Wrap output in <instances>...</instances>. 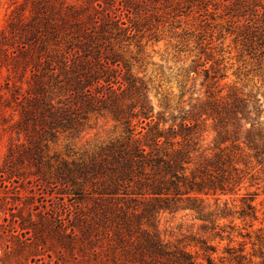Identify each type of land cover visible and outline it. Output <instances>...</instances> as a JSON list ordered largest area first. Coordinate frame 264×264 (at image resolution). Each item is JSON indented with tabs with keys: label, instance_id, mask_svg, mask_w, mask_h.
Masks as SVG:
<instances>
[{
	"label": "trees",
	"instance_id": "1",
	"mask_svg": "<svg viewBox=\"0 0 264 264\" xmlns=\"http://www.w3.org/2000/svg\"><path fill=\"white\" fill-rule=\"evenodd\" d=\"M106 1L66 7L58 16L41 12L34 28L36 58L25 100L34 110V136L27 137L42 182L62 201L59 213L72 241L67 247L77 237L88 240L92 264H253L257 257L264 264V225L255 226L253 195L244 194L233 208L221 202L239 195L247 181L264 178L262 105L220 87L223 69L212 42L205 43L207 31L214 34L208 18L224 21L217 40L225 29L243 54L264 62V0H163L161 14L129 0L122 2L126 20L107 10ZM193 13L201 19L199 52L182 88L189 75L203 74L204 95L178 114H155L148 86L134 71L142 42L159 19L173 26ZM96 116L110 118L121 135L82 154H47L59 136L81 134ZM207 129L214 138L204 147ZM178 211L202 223L205 236L194 240L199 251L160 236L157 217ZM215 239L228 242L220 256L210 242Z\"/></svg>",
	"mask_w": 264,
	"mask_h": 264
},
{
	"label": "rangeland",
	"instance_id": "2",
	"mask_svg": "<svg viewBox=\"0 0 264 264\" xmlns=\"http://www.w3.org/2000/svg\"><path fill=\"white\" fill-rule=\"evenodd\" d=\"M141 1L146 2L148 10L163 12V8L158 7L163 0ZM95 2L0 0V264L93 263L88 255L94 246L89 245L88 240L81 239L80 242L77 237L74 246L67 247L72 241L66 231L68 224L63 222L65 217L59 213L62 201L56 191H51L49 185L42 182L37 157L28 143L27 135L32 139L34 136V110L28 107L25 100L32 86L31 71L36 58L34 28L39 24L37 17L41 12L58 16L66 7H90ZM122 2L129 0H107L105 6L107 10L112 9L113 15L124 18ZM113 7L120 8V11H114ZM185 15L176 18L173 26L166 23V19H159L161 22L155 25L153 35L143 40L145 48L140 55L141 61L134 68L148 86L155 114H178L193 104L192 99L203 96L205 92L203 74L192 73L185 89L182 88L187 80V71L194 70L193 61L197 60L196 36L201 22L195 13ZM206 22L214 34L206 30L205 43L212 42L214 58L220 62L225 75L220 87L226 86V92L235 88L260 100L264 120V62L243 54L241 47L234 43V36L227 35L225 29H222L223 39L217 40L221 26L226 28L224 21L208 18ZM178 25L179 29L176 28ZM214 28H217L216 31ZM120 135L121 129L110 118L96 116L81 134L70 138L59 136L50 145L47 154L50 157L54 151L61 156L82 154ZM205 135L204 147L211 146L214 133L208 130ZM41 172L45 174L46 171L42 169ZM255 178L246 182L239 195L222 197L221 202L227 201L229 208H233L241 205V196L252 194V204L259 215V221L255 223L258 227L264 225V178ZM64 201L70 205L66 199ZM213 203L210 199V204ZM235 224L241 225V222L235 221ZM155 226L165 242L185 246L192 252L199 251L194 240L205 236L201 230L202 223L190 211L162 212ZM210 242L220 250L219 256L228 244L226 240L220 242L218 239ZM262 261L257 257L253 259V264Z\"/></svg>",
	"mask_w": 264,
	"mask_h": 264
}]
</instances>
